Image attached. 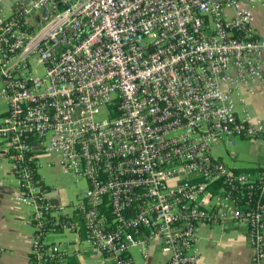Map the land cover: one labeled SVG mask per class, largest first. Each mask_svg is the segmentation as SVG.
<instances>
[{
    "label": "built area",
    "instance_id": "2783aa9c",
    "mask_svg": "<svg viewBox=\"0 0 264 264\" xmlns=\"http://www.w3.org/2000/svg\"><path fill=\"white\" fill-rule=\"evenodd\" d=\"M259 8L264 0L0 4V159L18 178L15 200L34 210L29 264H197L199 226L227 221L264 264V161L240 171L224 160L237 140L264 141V120L238 109L264 83ZM41 156L86 181L85 195L52 207L35 178ZM64 234L75 239L50 240Z\"/></svg>",
    "mask_w": 264,
    "mask_h": 264
},
{
    "label": "crops",
    "instance_id": "0c3cea01",
    "mask_svg": "<svg viewBox=\"0 0 264 264\" xmlns=\"http://www.w3.org/2000/svg\"><path fill=\"white\" fill-rule=\"evenodd\" d=\"M15 1L17 0H0V4L12 5ZM254 13L256 35L264 39V10L259 8ZM238 109L241 111L248 109L254 118L264 120V83L252 94L245 91L242 100L238 99ZM245 142L247 141L237 140L236 145ZM253 145L255 147L264 145V141L253 143ZM233 159H236V156ZM43 160H45V165L42 163ZM263 161L264 158L252 167L261 166ZM38 167L40 180L47 186H49L47 173L62 169L49 156H41L38 159ZM19 194L15 171L11 169V162L8 158L3 157L0 159V248L2 250L0 264H29L32 236L35 231L31 223L34 210L15 200ZM61 205H64L62 201ZM74 239L75 236L70 234L53 235L50 238L51 241ZM195 253L197 264H255L253 262L254 252L247 231L236 227L232 221L221 225L199 226Z\"/></svg>",
    "mask_w": 264,
    "mask_h": 264
},
{
    "label": "rangeland",
    "instance_id": "374dc122",
    "mask_svg": "<svg viewBox=\"0 0 264 264\" xmlns=\"http://www.w3.org/2000/svg\"><path fill=\"white\" fill-rule=\"evenodd\" d=\"M38 63V61L36 60ZM34 67L37 68V64H34ZM43 67V66H42ZM40 67V73H44V67ZM257 148V150H255ZM229 153L224 154L225 162L231 167L246 168L252 167L255 164H258L264 158V145L255 147L252 142H245L243 144L229 145L227 147ZM231 154L236 156V159L231 157ZM45 165V160L42 161ZM7 165V163H5ZM48 185L51 190H59L62 204L69 205L74 204L85 195V192L88 188L86 181L81 180L77 181L76 177L71 174H66L63 169L58 171H49L47 173ZM15 182V179H14ZM56 188V189H55ZM89 248V245L84 242L82 244L83 251H86ZM87 257V264H101L96 260L91 259L89 255ZM134 257L137 261H140V257L137 253H134Z\"/></svg>",
    "mask_w": 264,
    "mask_h": 264
},
{
    "label": "water",
    "instance_id": "95a60500",
    "mask_svg": "<svg viewBox=\"0 0 264 264\" xmlns=\"http://www.w3.org/2000/svg\"><path fill=\"white\" fill-rule=\"evenodd\" d=\"M39 148H41V144H35L34 145V150H37ZM46 198L49 201V203L52 205V207L58 208L61 206V198H60L59 191L52 190V191L48 192L46 194ZM77 244H78L77 253H80V249H79L80 240H78Z\"/></svg>",
    "mask_w": 264,
    "mask_h": 264
},
{
    "label": "trees",
    "instance_id": "16d2710c",
    "mask_svg": "<svg viewBox=\"0 0 264 264\" xmlns=\"http://www.w3.org/2000/svg\"><path fill=\"white\" fill-rule=\"evenodd\" d=\"M238 170H240V171H254V170H256V168H254V167H247V168H238ZM35 178L39 182V185H41L43 187V189H45L47 192H50L51 191V188L49 186H47V185H45L44 183L41 182L40 175L38 173H36V169H35ZM80 235H81V237H83L82 231H81ZM1 253H2V250L0 248V254ZM70 261H71L70 262L71 264H81L80 261L78 260V258L76 256L73 257Z\"/></svg>",
    "mask_w": 264,
    "mask_h": 264
}]
</instances>
